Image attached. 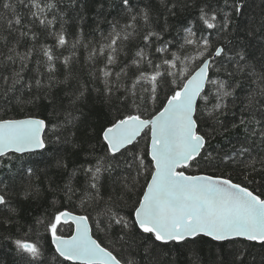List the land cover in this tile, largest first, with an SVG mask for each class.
Segmentation results:
<instances>
[{
    "label": "snow or ice",
    "instance_id": "6c2138e0",
    "mask_svg": "<svg viewBox=\"0 0 264 264\" xmlns=\"http://www.w3.org/2000/svg\"><path fill=\"white\" fill-rule=\"evenodd\" d=\"M247 13L0 0L14 264H264V16ZM26 203L42 211L22 217Z\"/></svg>",
    "mask_w": 264,
    "mask_h": 264
},
{
    "label": "trees",
    "instance_id": "16d2710c",
    "mask_svg": "<svg viewBox=\"0 0 264 264\" xmlns=\"http://www.w3.org/2000/svg\"><path fill=\"white\" fill-rule=\"evenodd\" d=\"M248 2V15L254 16L257 21L260 20L261 16H264V0H247ZM187 15V14H185ZM184 17H180L177 19V23H183ZM215 143V142H214ZM264 190V188H262ZM24 213L22 214V217L27 215L29 219H31L32 216H35L39 214L42 211V207L35 205V204H25L24 205ZM30 210V215H29ZM206 247V246H205ZM0 264H14L12 252L9 250H6L3 247V242H0Z\"/></svg>",
    "mask_w": 264,
    "mask_h": 264
}]
</instances>
